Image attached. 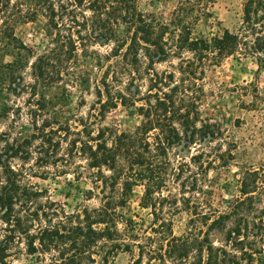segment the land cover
<instances>
[{
    "label": "trees",
    "instance_id": "16d2710c",
    "mask_svg": "<svg viewBox=\"0 0 264 264\" xmlns=\"http://www.w3.org/2000/svg\"><path fill=\"white\" fill-rule=\"evenodd\" d=\"M137 2L0 0V36L10 43L15 25L38 15L47 22L48 47L31 62L23 56L5 65L9 90L28 94L31 103L38 87L80 83L75 59L99 45L108 52L94 88L98 113L130 106L141 118L132 133H118L94 129L93 114L75 122L80 128L47 119L38 126L33 116L32 134H0V264H8L15 241L22 239L28 254L56 253L52 264H108L118 252L131 254V264H264V209L255 207L264 166L243 173L239 197L225 212L207 215L186 196L195 190L191 164L201 155L186 162L175 152L220 141V129L200 113L205 68L237 53L264 64V0H244L238 31L210 38L193 36V30L210 17L212 0H179L167 21L143 14ZM27 67L32 82L17 91L15 76L23 81ZM42 102L33 105L41 111ZM33 154L41 155L38 163H60L77 175L81 166L75 160L81 159L92 171L98 207L71 215L33 210L37 194L25 188L24 171L17 167ZM218 159L226 163L222 155ZM136 185L144 188L142 205L153 217L141 235L118 213ZM180 212L190 219L187 230L175 235L172 218Z\"/></svg>",
    "mask_w": 264,
    "mask_h": 264
},
{
    "label": "rangeland",
    "instance_id": "374dc122",
    "mask_svg": "<svg viewBox=\"0 0 264 264\" xmlns=\"http://www.w3.org/2000/svg\"><path fill=\"white\" fill-rule=\"evenodd\" d=\"M178 1L138 0L137 8L143 14L167 21ZM243 1L212 0L208 8L210 17L199 20L194 26L193 36L210 38L221 35L224 30L237 32L241 25ZM13 33L15 41L10 40L11 43L0 36V134H32L33 116H36L38 126L41 120L47 119L51 123L80 128L75 122L81 118L89 119L93 114L95 117H90V121L94 122V129L108 127L118 133H132L140 124L141 118L130 106L118 105L101 116L98 113L94 88L106 66L104 55L108 52L107 47L96 45L87 53L79 52L73 66L76 75L82 78L80 83L66 81L47 88L38 87L37 97L30 100L31 103L28 94H16L9 90L5 65L23 56L31 62L48 47L47 22L41 15L33 22L15 25ZM21 46L28 50L23 51ZM158 69L162 70L164 66H158ZM29 74L27 67L22 74L23 81L15 76L13 88L18 91L31 83ZM202 86L201 117L215 123L222 137L220 141L199 143L175 152L178 160L184 158L186 162H189L190 156L201 155L191 164L192 176L197 179L195 190L186 196L192 204L199 206L200 211L217 215L225 212L239 197L243 173L264 166V64L254 55L237 53L218 66H206ZM35 100H43L41 111L33 105ZM64 147L63 144L60 154L64 153ZM221 155L226 160L224 164L218 159ZM38 158L41 155L33 154L27 163L17 162V167H21L25 174V188L37 194L33 198V210L49 208L71 215L84 207H98L92 171L81 159L75 160L81 166L77 175L71 170L64 171L66 169L60 163L45 165L41 159L39 164L36 162ZM191 180L186 186H190ZM143 194L141 185L133 186L123 208H118L123 222H130L138 235L147 231L153 220L150 209L142 205ZM255 207L264 209V183L255 194ZM189 219L185 212L174 216L173 233H184ZM41 224L44 225L43 222ZM123 224L118 225L120 231L124 230ZM215 238L220 239L219 235ZM17 241L7 259L8 264H52L55 259L56 253L53 252L28 254L26 241ZM131 262V254L118 252L108 264Z\"/></svg>",
    "mask_w": 264,
    "mask_h": 264
}]
</instances>
